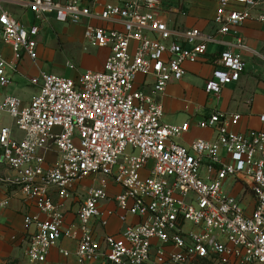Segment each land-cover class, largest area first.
<instances>
[{"label": "built area", "instance_id": "1", "mask_svg": "<svg viewBox=\"0 0 264 264\" xmlns=\"http://www.w3.org/2000/svg\"><path fill=\"white\" fill-rule=\"evenodd\" d=\"M85 1L0 0V43L12 49L10 60L0 51V93L25 57L38 62L40 32L51 19L83 25L85 51L110 49L101 70L70 63L76 77L41 70L30 77L39 90L29 101L0 97V163L12 171L0 174V187H19L38 209L25 216L29 262L49 264L51 249L68 238L75 250L60 253L74 255L71 264H264V129L234 130L242 115L215 109L196 126L216 129L217 138L186 145L179 139L191 121L165 122L162 100L187 63L214 64L209 95L239 81L247 61L234 49L246 46L239 35L223 37L248 19L264 22L262 0H218L212 33L169 26L163 0L108 1L98 10ZM9 3L32 22L23 23ZM215 43L225 47L210 58ZM89 178L77 223L67 225L64 202ZM230 179L254 195L251 212L227 190ZM111 185L121 188L114 197ZM7 205L0 200V218ZM114 216L124 226L97 237L95 224L106 228Z\"/></svg>", "mask_w": 264, "mask_h": 264}, {"label": "crops", "instance_id": "2", "mask_svg": "<svg viewBox=\"0 0 264 264\" xmlns=\"http://www.w3.org/2000/svg\"><path fill=\"white\" fill-rule=\"evenodd\" d=\"M108 1L115 2L118 0H99L96 2L94 0H86L85 2L91 4L93 9L98 10L101 6L100 3ZM262 2V6H264V0ZM163 3L165 8L163 18L168 22L169 26L181 28L196 27L208 33L215 31L214 18L218 0H163ZM6 6L13 10L16 16L26 25L32 22L31 15L20 5L9 3ZM235 6L237 8L242 7L240 4ZM48 27L51 28L50 34L54 32L53 28L56 32H59L61 44L53 36L49 45H53L54 49L50 48V46L40 47L39 58L55 57L57 50L62 49L60 47H63L64 50L70 44L74 48L76 47L75 43H81L82 51L88 55H86L85 60H82L83 64L80 65L93 70H101L104 67V63L110 54V49L92 48L89 51H85L83 48V25L65 24L51 19ZM238 35L242 37L246 48H235L234 50L241 52L243 58L247 61V69L241 75L239 81L226 86L218 97L209 95L205 90V85L206 81L212 76L214 64L210 60L187 63V71L184 77L181 80L171 82L162 96L165 109L163 120L165 122L182 123L190 120L192 123L191 131L179 139L181 143L187 145L197 138L215 140L218 136L216 129H202L196 126V121L211 115L215 109L242 115L241 120L232 126L234 130L264 129V124L260 121V115L264 112V60L259 55L264 52V22L255 18L248 19L236 28L232 34L224 36L223 40L231 42ZM224 47L222 43L211 45L208 57L217 56L218 52L223 50ZM0 51L9 60L12 58L10 45L0 43ZM94 52L101 53L102 58L97 62H90L91 59L89 58ZM39 60L35 63L25 57L19 63V73L13 75V84L11 85V87H14L13 91L16 95L24 96V88L20 86L24 82L35 86L30 81L32 75H29V73H32V68L37 73L41 70L44 71L43 65ZM56 65L58 66V64ZM143 79V76L139 77V81ZM7 89L0 93V97L10 93L7 92ZM31 98L24 100L29 101ZM53 158L54 155L51 154L50 159ZM0 174L11 176L12 171L0 163ZM82 184H84V181ZM226 186L230 193L241 198L248 212H251L255 207L256 200L250 189L241 182H235L232 179L227 181ZM80 188L78 189V195L73 201L64 202L67 225L77 223V211L82 199V196L79 195ZM109 192L110 196L114 197L121 192V188L111 185ZM3 199H8V205L0 218V264H31L26 256V236L29 231L25 226V216L36 214L38 209L34 202L24 198L19 187L11 184H3L0 187V200ZM106 204L108 207H112L114 206V201H108ZM140 220L139 217L131 216L129 218L131 222ZM123 226L124 224L120 222L118 217L114 216L106 228L95 224V234L97 237H101L105 233L116 234ZM34 228L35 226H31L30 231H33ZM61 248L74 251L76 242L68 238L62 239L58 246L51 249L48 258L49 264H71L74 262V255L69 258L63 256L60 253Z\"/></svg>", "mask_w": 264, "mask_h": 264}, {"label": "rangeland", "instance_id": "3", "mask_svg": "<svg viewBox=\"0 0 264 264\" xmlns=\"http://www.w3.org/2000/svg\"><path fill=\"white\" fill-rule=\"evenodd\" d=\"M50 30L51 28L48 27V25H46L40 32V36H39L40 47L50 46V48L54 49L53 45H49V43L51 42V38H53V36H54V39L57 38L58 43L61 44L59 32L58 31L56 32V30L53 28L54 32L50 34ZM75 44H76V47L74 48L72 47L71 44L67 46V48L64 50H63V47H60L62 49L57 50V54L55 57H50V58L48 57L47 59H41V57L38 58L40 59L39 62L43 65V70L46 72H52V73L69 76V77H76L78 74L76 70L70 68L69 63L77 66L80 69V71L89 70L90 68L80 65V64H83L82 60H85V58L87 57L86 55L88 54L82 51L81 43L80 44L75 43ZM101 58H102L101 53L94 52L89 59H91L90 62H97L98 60H101ZM56 64H58V66ZM31 70H32V73L30 72L29 75L34 76L38 74L37 72H35L34 68H32ZM20 86H23L24 88V96L20 95V97L23 99L31 98L39 90L38 87L32 86L26 82L22 83ZM13 88H14L13 86L12 87L10 86L7 89V92L16 94L13 91ZM91 184H92L91 178L86 179L83 184L86 187L82 188L81 186L79 195L85 196L87 187ZM191 264H212V263H208L203 260H197V261L192 262Z\"/></svg>", "mask_w": 264, "mask_h": 264}, {"label": "trees", "instance_id": "4", "mask_svg": "<svg viewBox=\"0 0 264 264\" xmlns=\"http://www.w3.org/2000/svg\"><path fill=\"white\" fill-rule=\"evenodd\" d=\"M203 261H205V260H203ZM205 262H207V261H205Z\"/></svg>", "mask_w": 264, "mask_h": 264}]
</instances>
